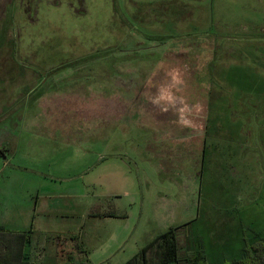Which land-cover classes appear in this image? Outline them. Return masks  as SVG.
<instances>
[{
	"label": "rangeland",
	"instance_id": "374dc122",
	"mask_svg": "<svg viewBox=\"0 0 264 264\" xmlns=\"http://www.w3.org/2000/svg\"><path fill=\"white\" fill-rule=\"evenodd\" d=\"M173 67L179 94L203 106L204 145L170 141L176 117L149 102ZM59 118L67 135L49 128ZM48 194L43 237L89 224L69 209L126 213L76 264H125L144 228L175 229L216 264L263 243L264 0H0V227L32 230L29 209ZM211 233L242 244L213 249ZM52 243L34 251L67 264Z\"/></svg>",
	"mask_w": 264,
	"mask_h": 264
},
{
	"label": "crops",
	"instance_id": "0c3cea01",
	"mask_svg": "<svg viewBox=\"0 0 264 264\" xmlns=\"http://www.w3.org/2000/svg\"><path fill=\"white\" fill-rule=\"evenodd\" d=\"M37 84L39 85L40 82L37 81ZM41 85H42V83H41ZM42 90L43 89H41L40 87H36L35 89H31V93L35 91V93H33V94H37V97L39 98V100H38L39 106H41L43 104V102H45V100H43L42 97L44 95H48L47 90H44V92ZM66 102H68V100H66ZM65 105L66 104H64L63 107H65ZM60 121H61V118H59V123L51 125V126H49V128L54 127L52 130V132H54V133H59V134L64 133L65 135H67V130L69 129V126L61 124ZM46 127H48V126H46ZM56 127H59V128H56ZM67 127H68V129H67ZM111 127H108V129L110 130ZM176 127H177V131H174V132H176L177 135L174 138H170L169 140L175 141V143H177V144L189 142V144H193V145L194 144L204 145L205 136L207 138H209V136L205 135V134L210 133V131H211L210 126L206 125V124L205 125L203 124L202 126H198L195 129V131L190 130V129H182L179 126H176ZM171 128H169V130ZM19 130L20 129H16L15 133H19ZM33 130L36 131L35 129H33ZM167 132H168V129H167ZM196 141L198 143H196ZM208 141H209V139H208ZM208 141L206 143L207 146L210 143ZM2 143H4V142H2ZM218 143L220 145L218 152L221 154V150L224 149V146H223V143H221V141H219ZM42 145L43 144H41V143L38 144V146H40V147ZM221 145L223 148H221ZM30 147L34 148L33 146H30ZM201 155H202L201 161H203L202 166H204V169H205V167H206L205 162H204L205 161V152H203V150H202ZM223 165H224V163L222 164L221 159H220L219 166H218L219 170L221 169V167ZM56 197L57 196L53 195V194H51V195L48 194L46 196H40V198L38 197V200L36 201L35 204H33L32 208L29 209V212H28V214H31L30 215V223L28 224L27 227L21 228V229H32V231H33V240H32V245H31L32 247H31V251H30V256H31L32 262H34L35 264H37V262L39 263V261L43 262L42 264H52V262H48L49 259H48V257L45 256L46 251H45V254H43V256L37 255V253L34 251L35 246L43 247V249L46 250L45 248H46V245L49 241H51V243L53 242L52 244H54V246L57 249V250H55L56 251V253H55L56 254L55 255L56 260L59 257V253H60V248H57V246L60 247L62 244H66L67 247L63 250V252H65L66 256H68V259H67L68 263L67 264H70V263L76 264L73 260V254L74 253H77V252H80V254H82L81 252L85 253V252H87L86 250L89 249V245L90 246L96 245L97 242L102 240V238L100 237V234L98 232L99 225L105 224V223H110L111 221L123 220L126 217V213L122 209L115 207L114 202L111 204V206L104 208V209H103V207H100V205L94 206V207L91 206L90 210H87L85 213L84 212H77L75 210V208L73 210L69 209L70 211L67 213L68 215H70L72 218H74V214L75 215L80 214V217H77V215H76L75 218L84 219V220L88 219L89 224L86 226L83 223H80L79 225H76V226L75 225L70 226L69 227L70 229L68 231H66L65 233H60L57 236H52V237H46V236L43 237L42 236L43 232L41 231V229L43 228V226H45L44 221L40 220V219L37 220L36 214L37 215L39 214L41 216L43 215V217H46V213H48V212L52 213L51 209L54 208V205L52 204V200L55 199ZM60 198H66V195H61ZM60 210L63 211V209H60ZM222 221L230 222V220L228 218H220L218 220V222H222ZM154 224H157V221H155ZM38 231H39V234H38ZM163 232H165V231L157 230L155 228H150L148 230L146 228H144L143 233L138 238V242L140 245H138L136 252H139L140 248L147 245L151 240H153L154 237H156L157 235H159ZM212 237H214L213 233H211V235H210V243H209L210 247L213 249H216V248L219 249V248H224L227 246H232V245H237V244L241 245L242 244L241 236H239L237 234L235 236L233 235L232 238H230V239H234L233 241H218L217 242V241H213L211 239ZM114 238L115 237L109 238V239H114ZM225 238H227L226 232L224 235V239ZM37 249H39V248H37ZM190 249H192V248H190ZM201 251H204L206 253V251L204 249ZM207 258L210 261L209 256H207ZM86 260H87V262H89V264H93L89 258H87ZM83 262H86V261H83ZM210 263L216 264V263H212L211 261H210Z\"/></svg>",
	"mask_w": 264,
	"mask_h": 264
},
{
	"label": "trees",
	"instance_id": "16d2710c",
	"mask_svg": "<svg viewBox=\"0 0 264 264\" xmlns=\"http://www.w3.org/2000/svg\"><path fill=\"white\" fill-rule=\"evenodd\" d=\"M32 230L0 227V264H35L30 251ZM241 259L224 264H264V242L257 246H246ZM72 264V263H70ZM74 264V263H73ZM82 264H89L83 262ZM125 264H211L202 252L187 253L180 242L177 230L170 229L144 246Z\"/></svg>",
	"mask_w": 264,
	"mask_h": 264
},
{
	"label": "clouds",
	"instance_id": "9594fccd",
	"mask_svg": "<svg viewBox=\"0 0 264 264\" xmlns=\"http://www.w3.org/2000/svg\"><path fill=\"white\" fill-rule=\"evenodd\" d=\"M185 83L181 69L170 68L166 71L165 82L161 83L155 93L149 96V102L159 108L162 113L171 111L176 117L173 122L180 128L195 131L203 106L199 103L189 104L186 98L179 94L183 91Z\"/></svg>",
	"mask_w": 264,
	"mask_h": 264
}]
</instances>
